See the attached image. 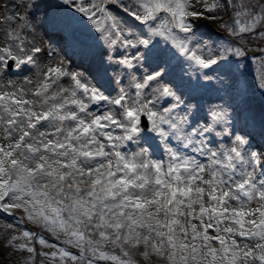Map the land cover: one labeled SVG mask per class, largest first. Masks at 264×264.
Instances as JSON below:
<instances>
[{"label": "snow or ice", "instance_id": "1", "mask_svg": "<svg viewBox=\"0 0 264 264\" xmlns=\"http://www.w3.org/2000/svg\"><path fill=\"white\" fill-rule=\"evenodd\" d=\"M38 7L0 5V236L16 264H264V142L174 71L210 83L255 49L264 91V0H60L101 45L91 73L29 40Z\"/></svg>", "mask_w": 264, "mask_h": 264}, {"label": "rangeland", "instance_id": "2", "mask_svg": "<svg viewBox=\"0 0 264 264\" xmlns=\"http://www.w3.org/2000/svg\"><path fill=\"white\" fill-rule=\"evenodd\" d=\"M3 0H0V5H3ZM52 2V1H51ZM60 2L53 0L52 7L57 10L59 17L64 20L62 22L63 30L54 31V24H46L44 26L45 35L48 36V47L51 46L55 49L56 54L53 56L60 60L66 59L67 64L73 68H77L80 71H84L86 68H82L80 65L72 62L71 57L66 52L70 46L67 44L66 40H70V43L75 44L76 46H83L88 49H92L95 53V57H98L97 66L92 65L93 60L89 59L91 62V70L88 72L95 71L100 65L101 59V45L97 42L96 38L90 34H86L82 31V26L78 22H69V16L59 9L57 5ZM49 7V5H48ZM1 10V9H0ZM206 24L210 23L211 30H214L217 34H223L224 30L217 27L215 23L205 22ZM73 26V27H72ZM81 26V27H79ZM58 28L61 25L57 26ZM71 29V30H70ZM202 32L208 33L209 28H202ZM61 33H67L66 35ZM93 37L94 40L88 39ZM83 37L84 39H82ZM215 38L210 35H206L205 39ZM91 42H87V41ZM97 42V44H96ZM41 47V46H40ZM251 54H258L257 50H253ZM251 54L247 60L241 61L244 65L242 68H238L235 63H226L222 64L219 68H216L214 71L208 72V75H218L220 79L213 80L212 82H197V75L193 74L191 79H189V69L186 65L176 64L175 65V74L178 78H182L185 85H190L192 91L191 94L196 96L205 111L208 109L209 105H220L224 104L231 107L233 111V123L237 130L241 132H252L253 134V143L259 145L264 142L261 140L260 136V127L264 124V91L258 87V82L256 78V65L251 60ZM83 69V70H82ZM29 75L28 72L20 74ZM29 228L41 231L42 229L37 225H28ZM45 236H50L49 233L45 232ZM0 264H16V257L12 255L10 249L4 244V237L0 236Z\"/></svg>", "mask_w": 264, "mask_h": 264}, {"label": "bare ground", "instance_id": "3", "mask_svg": "<svg viewBox=\"0 0 264 264\" xmlns=\"http://www.w3.org/2000/svg\"><path fill=\"white\" fill-rule=\"evenodd\" d=\"M2 2L6 3L7 0H3ZM36 2L39 4V7L34 9L32 11V13H31V18H32L33 23H32V27H31V30H30L31 34L29 35V40L30 41L34 40V43L39 45V46H41L42 48H48V44L47 43L49 41H48V36L45 35L44 26L46 24L51 23V24L56 25V27H54V29L56 31L57 30L65 31V30H63V27L65 25L64 24L62 25V22L64 23V20L59 17L58 14L60 12L58 13L57 10L52 7L53 5H52V2L50 0H36ZM48 5H49V7H48ZM0 15H3L2 9L0 10ZM59 25H61L60 28L57 27ZM80 25L82 26V31L84 33L90 34L88 28H86L83 24H80ZM81 26H79V27H81ZM63 34L66 35L67 33H63ZM81 38L84 39L83 37H81ZM88 39H90L92 41L94 40V38L91 37V36ZM87 42H91V41L88 40ZM96 44H97V42H96ZM77 47L80 49V51H76L73 54L74 57H76V58H80V57L85 58V56H86L87 58L92 59L94 64H95V66H97L98 57H95V53L92 51V49H88V51H86V48H84L83 46H79L78 45ZM54 59L60 60L57 57H55ZM63 61H64V63L66 65H68L67 64L68 61L66 59H64ZM85 70H87V69H85Z\"/></svg>", "mask_w": 264, "mask_h": 264}]
</instances>
